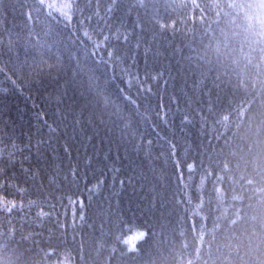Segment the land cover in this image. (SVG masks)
<instances>
[{
	"label": "trees",
	"instance_id": "16d2710c",
	"mask_svg": "<svg viewBox=\"0 0 264 264\" xmlns=\"http://www.w3.org/2000/svg\"><path fill=\"white\" fill-rule=\"evenodd\" d=\"M0 264H264V0H0Z\"/></svg>",
	"mask_w": 264,
	"mask_h": 264
},
{
	"label": "rangeland",
	"instance_id": "374dc122",
	"mask_svg": "<svg viewBox=\"0 0 264 264\" xmlns=\"http://www.w3.org/2000/svg\"><path fill=\"white\" fill-rule=\"evenodd\" d=\"M130 247H133V245H130Z\"/></svg>",
	"mask_w": 264,
	"mask_h": 264
}]
</instances>
